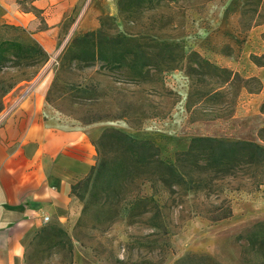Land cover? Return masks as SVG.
I'll return each instance as SVG.
<instances>
[{"label":"rangeland","instance_id":"1","mask_svg":"<svg viewBox=\"0 0 264 264\" xmlns=\"http://www.w3.org/2000/svg\"><path fill=\"white\" fill-rule=\"evenodd\" d=\"M89 2L83 0L68 14L58 46L45 63L24 75L14 69L0 72V130L9 117L23 119L30 112L23 102L25 92L37 85L48 87L44 119L49 123L85 129L93 136L113 128L153 142L170 163L194 137L264 146L261 10L252 19V14L242 16L245 0H157L153 8L144 6L125 14L118 8L114 14H102L97 27L84 31L79 27L81 8ZM107 17L111 34L139 39L148 46L156 42L179 45L178 57L170 61L178 68H149L148 76L131 80L124 69L110 70L102 62L86 67L63 58L75 36L99 29ZM192 51L237 73L242 81L224 87L207 69L190 73L189 65L198 68L188 58ZM17 78L23 80L3 93ZM144 192H152L149 185ZM155 199L162 207L163 230L126 221L107 227L94 213L84 217L81 212L72 228L48 224L66 231L72 254L62 247L61 237L54 235L50 240L48 233L34 235L27 243L25 264H176L188 254L207 256L220 264H264V249L249 241L258 230L256 225L264 222V168L226 177L209 193L171 195L158 188ZM223 205L230 206L232 216L211 221L219 214L213 212Z\"/></svg>","mask_w":264,"mask_h":264},{"label":"trees","instance_id":"2","mask_svg":"<svg viewBox=\"0 0 264 264\" xmlns=\"http://www.w3.org/2000/svg\"><path fill=\"white\" fill-rule=\"evenodd\" d=\"M157 0H119L121 14L144 6L154 7ZM264 17V0H245L242 16L255 14ZM109 17L101 27L75 36L63 52V58L78 64L93 66L102 62L105 68L124 69L127 78L137 80L150 74L149 68L159 71L176 69L170 61L178 57L179 45L156 42L151 46L126 35H114L108 30ZM13 33H10V31ZM29 34V37H28ZM48 53L24 28L5 25L0 27V72L14 69L21 75L46 62ZM165 59L160 62L158 59ZM198 68L188 66L192 74L207 69L208 75L217 77L219 85L228 87L241 80L237 73L221 68L200 58L192 51L188 57ZM169 61V62H166ZM166 62V63H165ZM17 78L4 88L8 92L18 82ZM97 162L87 176L72 186V193L84 203L83 216L93 214L96 220L107 224L126 221L129 225L144 223L154 230H163L161 209L155 194L163 188L171 195H197L213 191V186L226 177L242 170L264 168V146L245 140L226 141L213 137H194L186 151L176 154L173 163L161 157L159 148L149 140H139L130 135L107 128L94 141ZM263 182V180H262ZM149 185L150 194L144 187ZM209 219L220 221L232 216L230 206H218ZM214 215V214H213ZM148 218H145V217ZM146 219V221H143ZM257 231L249 241L264 249V222L256 225ZM48 233V234H47ZM47 234L61 237L60 243L72 254V243L66 231L55 224L42 227L36 236ZM121 263V262H120ZM176 264H220L203 255L188 254Z\"/></svg>","mask_w":264,"mask_h":264},{"label":"crops","instance_id":"3","mask_svg":"<svg viewBox=\"0 0 264 264\" xmlns=\"http://www.w3.org/2000/svg\"><path fill=\"white\" fill-rule=\"evenodd\" d=\"M83 0H0V27L26 29L51 55L58 46L68 14ZM92 0L82 6L79 27H97L98 17L114 14L118 0ZM81 6V5H80ZM48 87L25 92L30 112L9 117L0 130V264H25L27 243L50 222L72 228L83 206L72 186L97 162L92 135L44 119ZM45 218H49L46 222Z\"/></svg>","mask_w":264,"mask_h":264},{"label":"built area","instance_id":"4","mask_svg":"<svg viewBox=\"0 0 264 264\" xmlns=\"http://www.w3.org/2000/svg\"><path fill=\"white\" fill-rule=\"evenodd\" d=\"M45 221L48 222L49 221V218H45Z\"/></svg>","mask_w":264,"mask_h":264}]
</instances>
